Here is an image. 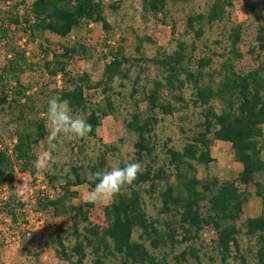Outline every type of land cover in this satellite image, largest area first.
Instances as JSON below:
<instances>
[{"label": "trees", "instance_id": "obj_1", "mask_svg": "<svg viewBox=\"0 0 264 264\" xmlns=\"http://www.w3.org/2000/svg\"><path fill=\"white\" fill-rule=\"evenodd\" d=\"M3 1L6 4L11 2ZM230 1L216 0L206 14L189 15L187 28L194 31L196 38L201 37L203 30L196 25L204 20H222L224 6ZM242 1L259 22L260 12L251 0ZM18 7L13 4L8 7V12L0 13V42L7 43V38L18 27L31 35L49 31L60 37H66L91 22L100 23L104 30L110 27L103 0H32L29 4L32 20L27 14L19 15ZM165 8L166 0H143V14L156 16ZM239 39L240 29L233 27L230 52L235 57L241 56L236 49ZM255 39L259 51L264 50V23H258ZM80 47L85 50L84 46ZM38 49L45 56L44 70L52 77L60 75L62 85L55 89L40 86L31 92L21 79V75L31 68L25 49L17 44L10 47L7 65L0 68V111L4 106L17 111V117L11 122L22 120L29 111L33 117L14 129L10 150L0 149V187L9 186L14 180L9 151L13 162L19 164L20 172L35 175L32 144L47 135L46 118L39 114H46L48 98L58 95L69 100L74 113L86 117L92 126L87 137L94 138L102 119L114 111V86L124 88L130 78V68L135 61L144 58L140 56L132 60L119 48L104 63L99 80L92 83L87 72L71 74L67 70L69 60L79 54L75 45H62L58 52L41 44ZM159 53L158 57L145 59L156 64L163 73L162 77L151 80V87L142 86L141 98L148 102V110L145 114L134 112L131 120L125 122V127L136 134L129 162H139L141 172L132 185L126 186L104 207L103 223H92L89 219L93 201L66 205L65 200L78 195L72 187L86 184L92 191L95 186L93 173L109 170L106 154L116 151L115 145H105L104 150L86 166H70L63 175L48 176L50 184L58 181L59 187L52 186L58 187L60 194L54 200L39 196L36 210L51 208L52 216H68L71 222L67 235L54 234L56 253L69 264H83L88 254L94 256L92 264H104L103 255L117 254L121 257L120 264H193L191 261L200 264L204 244L202 235L210 228L214 237L208 243V251L218 257L220 264H228L229 258L241 264H264V185L255 180L258 173L264 172L260 145L264 125V77L257 70L239 73L234 70L230 59H226L222 66L224 73L214 82L212 74L204 72L212 57L198 58L194 71L185 67L183 41H178L172 53ZM189 83L194 90L192 102L203 106L197 129L187 137L182 148L168 145L169 139L159 145L153 132L158 122L156 112L170 114L175 109L173 99L186 101L182 91ZM92 86L101 89L102 103L91 102L86 95ZM135 92L133 89L130 95L133 97ZM212 99L222 102L221 111L217 112L210 104ZM134 102L137 104L138 100L134 99ZM214 141L230 143L234 160L242 165L236 175L197 177V166L207 167L213 161L211 146ZM82 146H79L80 150ZM125 163L128 162L121 161V166ZM250 182L262 201V210L258 216L249 217L238 225L242 206L250 195L243 187ZM22 206L16 194L13 197L7 195L3 211L11 223L25 219L19 217ZM241 234L255 240L253 251L242 250ZM70 235L74 236L71 245L65 242ZM199 241L200 246L195 245ZM214 254L207 257L210 264H215Z\"/></svg>", "mask_w": 264, "mask_h": 264}, {"label": "rangeland", "instance_id": "obj_2", "mask_svg": "<svg viewBox=\"0 0 264 264\" xmlns=\"http://www.w3.org/2000/svg\"><path fill=\"white\" fill-rule=\"evenodd\" d=\"M216 0H166V8L162 13L154 16L149 13L143 14V0H103L105 9L104 13L107 21L110 24L108 30H104L100 23H90L81 29L75 30L66 37H60L49 31L44 33L29 34L28 31L15 30V33L8 37L6 42H0V68L5 67L8 62L9 49L13 44L23 45L29 52L26 59L31 65V68L26 70L21 79L26 87L31 89V92L38 89L40 86H46L48 89H55L62 85L61 76L52 77L43 68L42 63L44 54L39 51L38 47L46 46L53 52H58L62 49V45L70 43L78 47L79 54L69 60L67 70L71 74L87 72L90 75L92 83L99 80L101 69L112 53H115L119 48H122L124 54L134 58L144 57L134 62L130 68V78L125 83L124 88H119L117 84L113 91L114 111L112 114L105 116L99 126L96 137L69 139L67 137L57 139L56 149L54 151L55 161L51 166L37 168L35 175H30L36 184H45L53 188L52 185L58 186V181L50 184L48 176L59 173L64 174L70 166L80 164L87 165L94 161L96 155L103 151L105 145H115L116 151H109L106 154V166L110 170L111 166L117 161L129 162L132 159L133 142L136 140V134L125 127V122L131 120V115L134 112L145 114L148 110V102L142 97V86L151 87V80L162 77L161 69L154 63L146 61L153 57H158L160 52L172 53L177 48L178 41H183L185 44L186 58L184 60L185 67L194 71L197 67V60L200 57H212L211 64L205 68L204 72L212 74V80L217 82L224 68L222 66L226 59H230L234 70L239 73H247L251 70H257L264 77V50L259 51L256 42V33L258 23H264V0H251V4L260 12V21L258 22L251 12L246 8L242 0H231L230 4H225L224 18L213 22L202 21L201 26L203 35L199 38L195 37L194 31L186 26V19L193 14H206L210 6ZM224 1V0H221ZM31 0H11L10 4L0 0V13L8 12L10 5L16 4L19 14H27L32 20L29 12V4ZM226 3V2H225ZM233 27H239L240 39L236 44L237 51L241 54L240 57H235L231 52V31ZM21 37L25 38V42H21ZM33 37V39H32ZM33 40V41H32ZM6 45V46H5ZM80 45L84 46L82 50ZM139 76V78H137ZM136 89L137 92L130 95L131 91ZM100 88H89L86 95L91 102L103 101V94ZM193 92L191 84H187L182 95L186 101H177L173 99L175 109L170 114L156 112L158 122L154 126L155 140L159 145H162L168 139V145L175 148H182L188 141L187 137L192 135L197 128V123L201 120L203 106L194 104ZM134 99L138 100L135 104ZM210 104L219 112L222 109V102L218 99L210 100ZM17 111H12L4 106V110L0 111V149L10 150L13 143L12 135L14 129L18 125L25 124L26 121L32 119L33 114L29 111L23 116L22 120L11 122V119L17 117ZM46 118V114H39ZM40 117V116H39ZM263 137L260 140L261 157L264 159V125ZM47 135L40 141L32 144V152L35 156V161L45 153L48 148V128L46 122ZM82 149H79V146ZM9 161L13 165L14 174L20 169L18 163L13 162L10 151L8 152ZM211 161L207 167L202 165L197 166L196 175L199 178H207L217 176L227 178L236 175L242 168V165L234 160V154L230 147V143L224 141H214L211 146ZM255 180L260 181L264 185V172L258 173ZM50 184V185H49ZM59 187V186H58ZM11 188V189H10ZM78 192L74 198L65 200L66 205H80L85 201H93L90 198L91 191L86 184L72 187ZM248 191L249 199L242 206L237 224L240 225L249 217H256L261 213L262 201L255 194V186L253 182L246 184L244 187ZM7 195L13 197L15 195L14 187L7 186ZM56 199V197L54 198ZM52 199V200H54ZM111 200L93 201L94 207L90 210L89 219L92 223H103V209L110 203ZM32 207L37 206L32 203ZM20 211L21 218L26 217V213ZM149 212L153 211L148 209ZM7 214H3L0 218V225L4 229L8 227L9 220L5 221ZM9 218V217H8ZM45 225L48 229L44 237L33 236L26 240L23 245L24 249L19 254L20 264H69L58 256L53 243L54 234L65 236L70 231V218L68 216H52V209L48 208L44 211L43 217ZM81 226L79 227V229ZM40 229H38L39 231ZM49 231V232H48ZM1 235V231H0ZM137 233H135L136 237ZM1 237V236H0ZM205 246H201L200 264H210L207 259L209 255L214 253L208 251V243L214 237L212 229L207 228L202 235ZM241 246L243 251L255 249V240H249L244 234L240 235ZM65 242L71 245L74 242V236L70 235ZM201 242L195 245L200 246ZM89 252V251H88ZM204 254V255H203ZM246 254V253H244ZM102 255V254H101ZM215 264H220L218 257ZM94 256L88 254L83 264H92ZM104 264H120V255H103ZM173 263V261H171ZM193 264L194 263L191 261ZM228 264H241L233 258H229Z\"/></svg>", "mask_w": 264, "mask_h": 264}, {"label": "clouds", "instance_id": "obj_3", "mask_svg": "<svg viewBox=\"0 0 264 264\" xmlns=\"http://www.w3.org/2000/svg\"><path fill=\"white\" fill-rule=\"evenodd\" d=\"M46 122L48 128V148L34 163L37 168L51 166L55 161L54 151L57 139L84 138L92 131L87 118L77 115L70 101L58 95H53L46 102ZM139 162H128L121 166L117 160L107 171L93 173L94 188L90 193L93 201L111 200L126 186H130L141 172Z\"/></svg>", "mask_w": 264, "mask_h": 264}, {"label": "built area", "instance_id": "obj_4", "mask_svg": "<svg viewBox=\"0 0 264 264\" xmlns=\"http://www.w3.org/2000/svg\"><path fill=\"white\" fill-rule=\"evenodd\" d=\"M22 41L25 42L24 37H21L20 44ZM21 46L23 47L22 44ZM24 49L25 54L28 55V50L26 48ZM14 175V180L9 186L14 187L17 199L23 203L21 211L26 213V217L24 220L19 219L15 223H11L9 220L8 227L4 229L0 225V236L5 245H21L33 236L41 237L45 233V230L48 229L43 220L44 211L36 210V208L32 207V203L34 202L36 205L39 196H47L48 199L52 200L60 194L58 187L51 188L45 184H36L27 172H20L18 170L17 172L15 171ZM7 186L0 187V218L4 214L3 204L7 199ZM38 229L40 230L38 231ZM41 239L44 240V237H41Z\"/></svg>", "mask_w": 264, "mask_h": 264}, {"label": "crops", "instance_id": "obj_5", "mask_svg": "<svg viewBox=\"0 0 264 264\" xmlns=\"http://www.w3.org/2000/svg\"><path fill=\"white\" fill-rule=\"evenodd\" d=\"M4 220L10 219L7 217ZM24 244L25 242L21 245H5L3 239L0 237V264H20L19 254L24 249Z\"/></svg>", "mask_w": 264, "mask_h": 264}]
</instances>
